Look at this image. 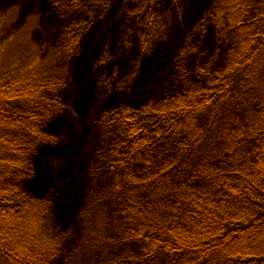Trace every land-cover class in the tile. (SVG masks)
<instances>
[{
	"label": "trees",
	"instance_id": "obj_1",
	"mask_svg": "<svg viewBox=\"0 0 264 264\" xmlns=\"http://www.w3.org/2000/svg\"><path fill=\"white\" fill-rule=\"evenodd\" d=\"M131 2L140 52H158L143 97L96 118L88 194L70 209L33 185L67 111L61 59L86 28L63 26L41 49L28 19L7 55L0 11V264H264V0L210 1L185 42L196 47L174 53L160 47L173 23L164 1ZM81 5L55 4L65 17Z\"/></svg>",
	"mask_w": 264,
	"mask_h": 264
},
{
	"label": "rangeland",
	"instance_id": "obj_2",
	"mask_svg": "<svg viewBox=\"0 0 264 264\" xmlns=\"http://www.w3.org/2000/svg\"><path fill=\"white\" fill-rule=\"evenodd\" d=\"M58 1L0 0V11H8L12 19L6 23L8 36L5 40H12L4 52H7V55L14 54L15 36L28 19L27 23L34 27L31 40L41 45V49L53 48L63 26L78 25L86 28L87 33L82 36L79 51L68 60L61 59L68 69V84L62 91L67 111L51 125L53 132L59 135L60 141L41 153L42 158L48 154L52 156L50 159H44L46 161L43 166L47 168L35 177L34 180L39 184L36 187L33 185L34 190L46 192V195L53 196L58 204L70 209L69 196L78 192L82 201L88 194L87 185L90 179L87 166L95 155L99 136L96 118L103 109H111L110 107L114 108L113 106L122 103H137V99L143 97L142 88L145 82L140 80L142 77L147 78L151 68L150 57L158 51L155 50L153 54L140 52L138 35L133 31L134 18L128 14L131 0L130 3L127 0L126 3L125 0H95L92 8L87 0H78L82 5L66 17L61 15L55 6ZM163 1L166 8L164 9L172 15L173 23L168 36L160 44L161 52L173 50L174 53V50L179 52L184 48L190 49L193 38L185 43L189 32L193 26L196 28L200 24L204 9L212 0ZM135 5L136 3H133L132 8ZM123 6L128 11H125ZM88 25L90 27H86ZM209 33L210 30H206V34ZM28 37L22 34L18 38L24 49H27ZM195 47L194 45L191 49ZM208 50L207 53L216 51L215 48ZM163 69H159V72ZM102 78L105 80L101 81ZM121 86L122 89L114 90ZM152 90L154 92V88ZM160 93L156 90L157 96ZM48 169L53 172L49 173ZM66 219L69 221V216ZM74 244L71 239L69 250Z\"/></svg>",
	"mask_w": 264,
	"mask_h": 264
}]
</instances>
